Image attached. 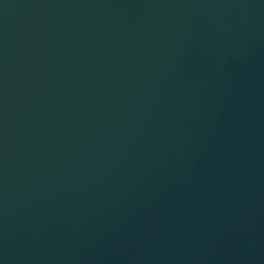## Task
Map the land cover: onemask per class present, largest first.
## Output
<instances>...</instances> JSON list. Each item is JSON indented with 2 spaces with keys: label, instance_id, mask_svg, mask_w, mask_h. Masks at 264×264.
<instances>
[{
  "label": "water",
  "instance_id": "95a60500",
  "mask_svg": "<svg viewBox=\"0 0 264 264\" xmlns=\"http://www.w3.org/2000/svg\"><path fill=\"white\" fill-rule=\"evenodd\" d=\"M0 264H264V0H0Z\"/></svg>",
  "mask_w": 264,
  "mask_h": 264
}]
</instances>
